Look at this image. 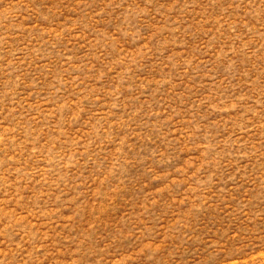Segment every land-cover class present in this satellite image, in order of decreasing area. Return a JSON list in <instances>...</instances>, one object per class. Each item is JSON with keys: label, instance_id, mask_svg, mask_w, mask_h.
<instances>
[{"label": "rangeland", "instance_id": "obj_1", "mask_svg": "<svg viewBox=\"0 0 264 264\" xmlns=\"http://www.w3.org/2000/svg\"><path fill=\"white\" fill-rule=\"evenodd\" d=\"M0 264H264V0H0Z\"/></svg>", "mask_w": 264, "mask_h": 264}]
</instances>
